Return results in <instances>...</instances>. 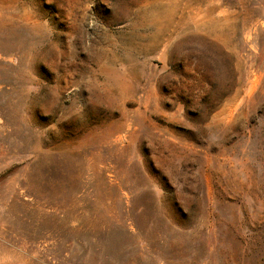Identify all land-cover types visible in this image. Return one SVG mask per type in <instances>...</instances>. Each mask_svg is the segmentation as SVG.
<instances>
[{
    "label": "rangeland",
    "instance_id": "obj_1",
    "mask_svg": "<svg viewBox=\"0 0 264 264\" xmlns=\"http://www.w3.org/2000/svg\"><path fill=\"white\" fill-rule=\"evenodd\" d=\"M0 264H264V0H0Z\"/></svg>",
    "mask_w": 264,
    "mask_h": 264
},
{
    "label": "trees",
    "instance_id": "obj_2",
    "mask_svg": "<svg viewBox=\"0 0 264 264\" xmlns=\"http://www.w3.org/2000/svg\"><path fill=\"white\" fill-rule=\"evenodd\" d=\"M175 206H176V208H177V204L175 203Z\"/></svg>",
    "mask_w": 264,
    "mask_h": 264
}]
</instances>
